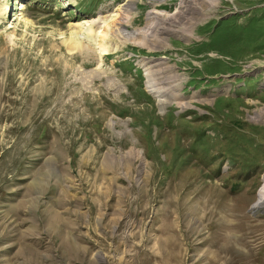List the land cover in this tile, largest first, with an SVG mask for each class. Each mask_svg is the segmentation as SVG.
Returning <instances> with one entry per match:
<instances>
[{
  "label": "rangeland",
  "instance_id": "rangeland-1",
  "mask_svg": "<svg viewBox=\"0 0 264 264\" xmlns=\"http://www.w3.org/2000/svg\"><path fill=\"white\" fill-rule=\"evenodd\" d=\"M127 1L0 0V264H264V0L208 1L168 48L69 51Z\"/></svg>",
  "mask_w": 264,
  "mask_h": 264
},
{
  "label": "bare ground",
  "instance_id": "bare-ground-1",
  "mask_svg": "<svg viewBox=\"0 0 264 264\" xmlns=\"http://www.w3.org/2000/svg\"><path fill=\"white\" fill-rule=\"evenodd\" d=\"M137 1L139 0H128L118 9V14L111 19L109 18L110 20H104L102 31L98 33L93 31L91 25L86 26L85 23H76L70 32L69 51H72V49L73 51L81 50V47H83L81 36L84 37L83 35H85L87 40L96 38L94 41L98 43L100 55L103 56L112 49L107 47V37L111 35L113 37L118 36V33H122L123 38H130L135 45L145 47L148 51L163 49L169 44V35L175 34L180 36V38H187L193 25L199 22L198 20H201L202 17L208 15L204 8L205 5H209L208 1L211 0H180L174 12H169L165 8L161 9L163 5L161 6L160 4H163L164 0H148L152 10L148 14L145 26L135 28L133 32L125 35L127 31L123 27L128 24L136 13V8L134 7ZM210 3H213V1ZM121 28L122 30H120ZM142 64L148 68L146 69L148 71L149 84L151 85L150 87H154L153 95L160 97L166 95L169 91L173 93L178 77L172 67L167 65L166 62L157 63L154 60L147 61L145 59ZM159 102L165 103L164 99L161 98H159ZM257 118H264V109L256 112L254 119ZM258 195L259 199L253 208L254 210H260L264 207V183L259 189Z\"/></svg>",
  "mask_w": 264,
  "mask_h": 264
}]
</instances>
